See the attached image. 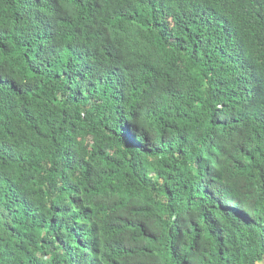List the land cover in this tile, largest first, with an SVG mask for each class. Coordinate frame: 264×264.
<instances>
[{"label":"trees","instance_id":"16d2710c","mask_svg":"<svg viewBox=\"0 0 264 264\" xmlns=\"http://www.w3.org/2000/svg\"><path fill=\"white\" fill-rule=\"evenodd\" d=\"M0 264H264V0H0Z\"/></svg>","mask_w":264,"mask_h":264}]
</instances>
